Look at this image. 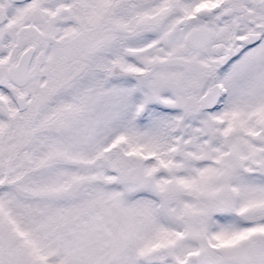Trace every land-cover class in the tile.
Masks as SVG:
<instances>
[{"label":"snow or ice","instance_id":"snow-or-ice-1","mask_svg":"<svg viewBox=\"0 0 264 264\" xmlns=\"http://www.w3.org/2000/svg\"><path fill=\"white\" fill-rule=\"evenodd\" d=\"M0 264H264V0H0Z\"/></svg>","mask_w":264,"mask_h":264}]
</instances>
